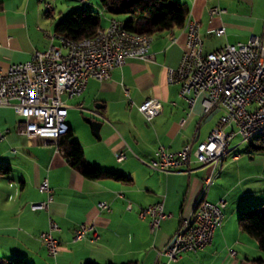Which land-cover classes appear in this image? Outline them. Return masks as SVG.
<instances>
[{"label":"crops","instance_id":"1","mask_svg":"<svg viewBox=\"0 0 264 264\" xmlns=\"http://www.w3.org/2000/svg\"><path fill=\"white\" fill-rule=\"evenodd\" d=\"M174 1L187 7V18L199 22L204 51L246 42L250 34L264 33V0ZM47 2L54 4L51 15L45 10ZM85 7L102 11L99 0H0V68L24 62L34 51L46 49L56 23ZM212 7L224 11L210 15ZM104 19L103 26L108 17ZM220 25L225 34L217 36L213 29ZM184 49L183 27L152 35L153 59L130 58L107 80L89 78L79 96L64 97L69 133L80 144L86 160L95 168L129 177L128 181L85 178L68 164L63 147L58 145V149L50 139L28 137L18 128L14 110L0 108V127L6 131L0 141V257L19 258L29 264L163 262L166 257L161 251L169 245L181 219L195 208L210 173L213 179L205 198L211 202L225 200L221 225L210 245L184 253L170 264H249V260L262 257L256 240L235 221L240 211L264 202V149L259 148L258 141H243L235 133L218 164L193 163L189 172L164 174L145 163L159 145L172 151L185 143L195 147L207 137L220 114L218 110L206 120L217 108L204 111V93L189 105L180 96L179 86L167 83L166 68L179 64ZM149 97L160 100L161 111L146 121L137 105ZM79 104L84 118L101 122L98 137L88 123L81 124ZM231 128L235 129L233 125ZM116 151L123 152L125 159L118 162L113 154ZM44 178L50 193L39 188ZM49 195L52 198L46 209L30 208L31 204L46 202ZM101 201L108 208H98ZM128 201L131 210L126 209ZM160 201L169 216L151 231L149 219L140 218L138 208ZM49 218L58 225L52 232L58 240L54 258L48 256L40 240ZM82 223H92L98 237L91 240L86 233L82 239L73 240Z\"/></svg>","mask_w":264,"mask_h":264},{"label":"built area","instance_id":"2","mask_svg":"<svg viewBox=\"0 0 264 264\" xmlns=\"http://www.w3.org/2000/svg\"><path fill=\"white\" fill-rule=\"evenodd\" d=\"M45 8L46 13L53 14V2L45 3ZM223 11L218 7L209 9L210 15ZM107 23L108 30L103 31L97 47H70L54 32L49 36L50 43L46 49L34 51L24 62L0 68V108L11 107L14 110L18 117L17 126L25 135L50 139L58 146L59 138L69 131L65 121L68 106L64 97L79 96L89 78L107 80L115 68L123 66L130 58L153 59L150 48L138 49L136 41L135 46H126L124 35L128 34L124 33L123 21L108 18ZM213 33L224 35V26L216 27ZM55 39L58 43H54ZM166 81L179 86L180 96L189 105L195 103L198 94L204 93V111L217 108L220 114L207 137L195 147L185 143L179 150L172 151L159 145L153 156L145 161L151 169L168 174L189 172L193 163L216 165L223 151L228 150L235 133L243 141L256 140L264 144V138L251 139L252 131H264V33H252L246 42L226 43L217 49L204 51L199 22L194 19L190 31L185 32V49L179 64L166 68ZM129 102L133 105L132 100ZM76 107L82 109L80 104ZM137 109L146 121H151L160 113L161 103L159 99L149 97L137 105ZM232 125L235 129H228ZM5 133L0 127V141ZM113 154L118 162L125 159L123 152ZM212 179L213 173L204 179L199 194L204 196L201 210L181 219L173 241L161 251L165 261L155 264H170L184 253L203 249L212 243L214 231L221 225L226 203L224 199L211 202L205 198ZM39 188L50 193L46 178ZM51 198L49 195L46 202L31 204L30 208L46 209ZM98 208L106 209L108 204L101 201ZM126 209H132L129 201ZM138 215L149 219L151 231L157 230L169 216L161 201L140 206ZM57 229L56 222L49 218L48 229L40 234L48 256L53 258L58 252V240L52 232ZM86 233L90 234L91 240L98 237L92 223H82L75 230L73 240L82 239ZM230 253L233 255L234 251Z\"/></svg>","mask_w":264,"mask_h":264},{"label":"trees","instance_id":"3","mask_svg":"<svg viewBox=\"0 0 264 264\" xmlns=\"http://www.w3.org/2000/svg\"><path fill=\"white\" fill-rule=\"evenodd\" d=\"M101 13L85 7L75 9L55 25V33L81 39L95 34L99 27H104L102 18L114 17L124 22L125 27L136 33L155 35L163 31L182 28L188 9L174 0H99ZM69 131L59 138L58 145L63 147V154L68 164L88 179L113 178L121 181L129 177L93 167L84 157L80 144L71 140ZM259 148L264 149L260 143ZM240 230L254 238L262 257L249 260V264H264V202L261 206L242 210L237 215ZM0 264H29L27 261L0 257ZM92 264V263H86Z\"/></svg>","mask_w":264,"mask_h":264},{"label":"bare ground","instance_id":"4","mask_svg":"<svg viewBox=\"0 0 264 264\" xmlns=\"http://www.w3.org/2000/svg\"><path fill=\"white\" fill-rule=\"evenodd\" d=\"M109 19L111 21H121L114 17H110ZM193 21L194 19L191 18L186 19L185 24L183 26L185 32L190 31V26L192 25ZM123 28H124V33L128 34V35H124V42L126 46H135V41H136V46H138V49L150 48V44L152 41L151 35L132 32L125 27L124 22H123ZM107 30H108V23L104 27H99L95 32V34L90 37H85L81 39H71L60 35V40L65 41L67 44H69L70 47H74V48L97 47V41L102 36L103 31H107ZM259 138H264V131L251 132V139H259ZM226 152L227 151H223L222 157ZM203 203H204V196H199L196 201L195 208L191 213H198V211L201 210V205Z\"/></svg>","mask_w":264,"mask_h":264},{"label":"water","instance_id":"5","mask_svg":"<svg viewBox=\"0 0 264 264\" xmlns=\"http://www.w3.org/2000/svg\"><path fill=\"white\" fill-rule=\"evenodd\" d=\"M218 111V109H215L214 111H212L209 115H208V117H207V119L206 120H209L216 112ZM85 121L90 125V127H91V129H92V131H93V133H94V135L96 136V137H98V131H99V128H100V126H101V122L100 121H97V120H95V119H92V118H85ZM173 241V238H172V240L170 241V243ZM169 243V244H170Z\"/></svg>","mask_w":264,"mask_h":264},{"label":"rangeland","instance_id":"6","mask_svg":"<svg viewBox=\"0 0 264 264\" xmlns=\"http://www.w3.org/2000/svg\"><path fill=\"white\" fill-rule=\"evenodd\" d=\"M60 4H59V2L57 3V6H59ZM68 16V15H67ZM66 16V17H67ZM66 17H64V19L66 18ZM105 19H104V16H103V18H102V22L103 23H105ZM68 102V101H67ZM65 104H67L66 102H65ZM84 109V108H83ZM77 114L79 115V117H80V120H81V124L82 123H85V124H87V122L85 121V114H83V111L81 110V111H77ZM68 122V121H67ZM66 122V123H67ZM85 124H82V125H85ZM67 125H68V123H67ZM88 125V124H87ZM68 126H70V125H68ZM229 129V128H228ZM79 130H80V126H79ZM73 138H75L74 136L72 137V140H73ZM260 145V144H259ZM235 221H236V224H237V215L235 216Z\"/></svg>","mask_w":264,"mask_h":264}]
</instances>
